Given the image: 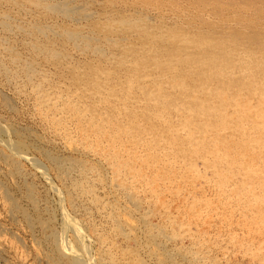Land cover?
Returning <instances> with one entry per match:
<instances>
[{"label": "rangeland", "instance_id": "1", "mask_svg": "<svg viewBox=\"0 0 264 264\" xmlns=\"http://www.w3.org/2000/svg\"><path fill=\"white\" fill-rule=\"evenodd\" d=\"M0 1V23L6 21L11 28L0 26L4 29L0 31V44L4 37L1 60L10 63L12 57L16 59L12 64L36 68L38 76L33 82L42 80L44 92L59 97L56 109L60 110L48 114L59 115L56 118L62 119L59 121L65 127L64 132L55 130L44 114H39L30 83L18 75L16 81L9 79L0 72V131L12 128L11 140L44 165L40 170L29 159L13 156L11 161L10 151L0 144V264H71L62 255L59 242L54 243L50 229L39 223L61 233L67 215L80 223L87 263L92 257L97 264L93 257L99 255L104 257L103 264H264V138L254 129L255 120L264 121V0ZM212 91L214 98L219 91L221 97L227 95L221 113L209 114L206 120L218 123L214 135L207 126L197 129L196 113L190 114L198 101L203 103L201 107L211 102ZM215 101L212 105H218ZM70 106L76 110L68 109ZM188 106V110L184 108ZM90 119H95L97 126L108 122L102 136L96 137L95 127H89ZM219 126L223 129L217 131ZM255 133L254 143L247 142ZM83 136L88 140L83 141ZM108 142L110 147L114 143L134 155L131 166L139 176L123 172L121 178L116 177L108 159ZM88 143H98L97 150H89L84 145ZM226 150L227 154L234 152L238 160L230 166L228 176L221 171L226 170V162L217 164L215 157ZM45 154L57 158L63 168L48 164ZM250 167L256 176L248 172ZM83 168H88V173ZM121 182L126 184L123 188ZM89 187L90 192H84ZM68 199L75 201L72 207ZM28 215L32 225L26 223ZM72 235L68 231L65 241L73 243Z\"/></svg>", "mask_w": 264, "mask_h": 264}, {"label": "bare ground", "instance_id": "2", "mask_svg": "<svg viewBox=\"0 0 264 264\" xmlns=\"http://www.w3.org/2000/svg\"><path fill=\"white\" fill-rule=\"evenodd\" d=\"M18 1V0H17ZM33 1V0H32ZM52 1V0H51ZM50 1V2H51ZM1 2V1H0ZM19 2V1H18ZM45 2V1H44ZM86 2V1H85ZM13 3V2H12ZM5 4V3H4ZM7 4V3H6ZM91 4V3H90ZM1 5V4H0ZM35 5H37V4H35ZM46 5V4H45ZM65 5V4H64ZM50 6V5H49ZM60 6V5H59ZM62 6V5H61ZM13 7V6H12ZM46 7V6H45ZM63 7V6H62ZM71 7V6H70ZM146 7V6H145ZM170 7V6H169ZM16 8V7H15ZM43 8V7H42ZM51 8H53V7H51ZM56 8V7H55ZM54 8V10H56ZM66 8V7H65ZM160 8V7H159ZM2 9V8H1ZM12 9V8H11ZM30 9V8H29ZM67 9V8H66ZM66 9H65V11H66ZM62 10V9H61ZM64 10V9H63ZM148 10V9H147ZM33 11V10H32ZM69 11H72V10H69ZM56 12V11H55ZM183 12V11H182ZM71 13V12H70ZM77 13V12H76ZM74 14V13H73ZM83 14V13H82ZM164 15V14H163ZM187 15V14H186ZM112 16V15H111ZM132 16V15H131ZM17 17V16H16ZM2 18H5V16H3ZM1 18V19H2ZM20 18V17H19ZM147 18H149V17H147ZM179 19V18H178ZM198 19V18H197ZM205 19V18H204ZM31 20V19H30ZM33 20V19H32ZM60 20V19H59ZM15 22V21H14ZM56 22V21H55ZM144 22V21H143ZM152 22V21H151ZM218 23V22H217ZM26 24V23H25ZM0 26H2L3 28H5V27H8L9 28V26H8V23L6 22V21H4L3 22V20H2V22L0 23ZM161 26V25H160ZM54 27V26H53ZM1 28V27H0ZM0 29V31L2 32V30H4V29ZM7 28V29H8ZM18 29V28H17ZM41 29V28H40ZM43 29V28H42ZM111 29V28H110ZM151 29H153V28H151ZM11 30V28H9V31ZM8 31V30H7ZM23 31V30H22ZM114 32V31H113ZM9 33V32H8ZM11 33H12V31H11ZM63 33V32H62ZM155 33V32H154ZM53 34V33H52ZM97 34V33H96ZM99 34V33H98ZM131 34V33H130ZM59 35H61V34H59ZM1 36H4V34L3 35H1ZM11 36V35H10ZM90 36V35H89ZM194 36V35H193ZM43 37V36H42ZM4 38V37H3ZM2 38V40H1V44H0V46L2 47L3 45H2V41H4V39ZM16 38V37H15ZM1 39V38H0ZM36 39V38H35ZM88 39V38H87ZM191 41V40H190ZM56 42V41H55ZM27 44V43H26ZM26 44H23V45H26ZM85 44V43H84ZM53 45V44H52ZM234 45V44H233ZM30 46V45H29ZM32 46V45H31ZM12 48V47H11ZM21 48V47H20ZM36 48V47H35ZM242 49V48H241ZM32 50V49H31ZM1 51V50H0ZM7 51H8V49H7ZM10 51V50H9ZM238 51H240V50H238ZM263 51V50H262ZM12 52V51H11ZM42 52V51H41ZM52 52V51H51ZM10 53V52H9ZM30 53V52H29ZM8 54V53H7ZM37 54V53H36ZM91 54V53H90ZM230 54V53H229ZM11 55V54H10ZM18 55V54H17ZM56 55H58V54H56ZM11 56H14V55H11ZM15 56H16V54H15ZM22 56V55H21ZM89 56V55H88ZM225 56V55H224ZM119 57V56H118ZM169 57V56H168ZM4 58V57H3ZM18 59V58H17ZM25 59V58H24ZM53 59V58H52ZM9 60V59H8ZM14 61H16V59H13L12 57H10V63H6V59H4V60H1V58H0V72H1V74H3V75H5L6 77H8L9 79H16L15 77L18 75L20 78H21V80H23V82H26V84L27 83H30L31 84V88L33 89V92H34V95H35V104L37 105V108L39 109V114L41 115V114H44V115H42V116H44L45 118H47L48 119V121H49V124L51 125V126H53L54 127V129L55 130H62V132H64V129H65V127L63 126V123H61L60 121L62 120H60V119H58V118H56V117H58V116H56L55 115V117L54 116H52V115H50V114H48L50 111H54L53 109H56V102L59 100L58 98H55V97H53V95H51L53 98H51V96H49L47 93H45L44 92V89H43V81L41 80H38L37 82L35 81V82H33L34 81V77L37 75V73H36V68H32L31 67V65L29 66L28 64L27 65H25V67L24 66H21L20 64H18V65H15L14 63L12 64V62H14ZM111 61V60H110ZM19 62V61H18ZM203 63V62H202ZM204 63H205V61H204ZM10 65H12V67H10ZM186 65V64H185ZM217 66V65H216ZM225 66V65H224ZM207 67V66H206ZM10 68H12V70L10 69ZM189 68V67H188ZM213 68V67H212ZM217 68H220V67H217ZM213 69H215V70H213V71H218L216 68H213ZM49 70V69H48ZM182 70V69H181ZM184 70V69H183ZM186 70H187V68H186ZM220 70L221 69H219V72H220ZM246 70V69H245ZM228 71V70H227ZM42 72V71H41ZM190 72V71H189ZM222 72V71H221ZM40 73V72H39ZM218 73V72H217ZM216 73V74H217ZM223 73V72H222ZM213 74V73H212ZM41 75V74H40ZM38 76V75H37ZM222 76V75H221ZM229 76V75H228ZM2 77V76H1ZM0 77V78H1ZM23 77V78H22ZM56 77V76H55ZM109 77V76H108ZM43 78H45V77H43ZM228 78V77H227ZM263 78V77H262ZM59 79V78H58ZM177 79V78H176ZM1 80V79H0ZM45 80H47V79H45ZM173 80V79H172ZM180 80V79H179ZM182 80V79H181ZM225 80V79H224ZM227 80V79H226ZM229 80V79H228ZM6 81V80H5ZM7 81H8V79H7ZM10 81V80H9ZM16 81V80H15ZM175 82H176V80H174ZM231 80H229V82H230ZM22 82V83H23ZM167 82V81H166ZM173 82V81H172ZM178 82V81H177ZM181 81H179V83H180ZM1 83V82H0ZM16 83V82H15ZM20 83V82H19ZM174 83V82H173ZM9 84V83H8ZM166 84V83H165ZM171 84V83H170ZM183 84V83H182ZM181 84V87L183 86ZM15 85V84H14ZM20 85V84H19ZM174 85V84H173ZM200 85V84H199ZM21 86V85H20ZM22 86H24L25 87V85H22ZM165 86V85H164ZM178 86V85H177ZM198 86V85H197ZM222 86V85H221ZM51 87V86H50ZM131 87V86H130ZM157 87V86H156ZM169 86L167 85V88H168ZM175 87V86H174ZM185 87V86H184ZM14 88V87H13ZM17 88V87H16ZM31 88H30V90H31ZM46 88V87H45ZM129 88V87H128ZM158 88V87H157ZM164 88V87H163ZM172 88V87H171ZM187 88V87H186ZM192 87H190L189 89L191 90V94L193 93V90L191 89ZM197 88H199V89H201L199 86L197 87ZM53 89V88H52ZM169 89H170V87H169ZM184 89V88H183ZM206 89V88H205ZM216 89V88H215ZM215 89H214V91H215ZM14 90H15V88H14ZM13 90V91H14ZM55 90V89H54ZM179 90H180V88H179ZM186 90V89H185ZM188 90V89H187ZM204 90V89H203ZM202 90V91H203ZM206 90H208V92H209V89H206ZM211 90H213L212 88H211ZM49 91H51V90H49ZM149 91H150V89H149ZM163 91V90H162ZM182 91H184V90H182ZM198 91V90H197ZM214 91H212L211 92V96H212V98H211V102L212 101H215L214 103H217L218 105H212L213 103H209L207 106H205V107H201V105L203 104H201V105H199V102L200 101H198V100H195V101H198L197 103L198 104H195V106H194V108L192 109V112H190V114H195L196 113V118H197V123H199V126H197V129H201L202 127H205V126H207L209 129H210V131L213 133V135H214V131L216 132V130H215V127H216V125L218 124V123H213L212 122V124L210 123V121L209 122H207L206 120H207V117L209 118V114L210 115H212V114H215V115H218L219 113H221V109H222V107L223 106H225L226 105V103H225V105H224V101H225V99H224V97H225V95H224V97H221L222 96V91H219L218 93H216V94H218V96L216 95V98H214V96H213V93H214ZM17 92V91H16ZM31 92V91H30ZM165 92V91H164ZM170 92V91H169ZM20 93V92H19ZM53 93V92H52ZM149 93V92H148ZM151 93H153V92H151ZM190 93V92H189ZM264 93V92H263ZM53 94H56V93H53ZM154 94V93H153ZM168 94V93H167ZM185 94H186V91H185ZM184 94V95H185ZM191 94H190V97H193V96H191ZM261 94V93H260ZM23 95V94H22ZM59 95V94H58ZM111 95V94H110ZM192 95H194V94H192ZM228 95H230V94H228ZM262 95V94H261ZM60 96V95H59ZM75 96V95H74ZM156 96H158V95H156ZM209 96H210V94H209ZM210 96V97H211ZM227 96V95H226ZM31 97V96H30ZM63 97V96H62ZM85 97V96H84ZM152 97V96H151ZM159 97V96H158ZM162 97H164V96H162ZM162 97H160V98H162ZM187 97H189V96H187ZM195 97H196V99H197V95H195ZM6 98V97H5ZM91 98V97H90ZM200 98V97H199ZM232 98V97H231ZM4 99V98H3ZM151 99V98H150ZM9 100V99H8ZM67 100V99H66ZM127 100V99H126ZM155 100V99H154ZM187 100V99H186ZM188 100H190L191 101V99L189 98ZM233 100H235V99H233ZM63 101V100H62ZM147 101V100H146ZM145 101V102H146ZM157 101V100H156ZM161 101V100H160ZM165 101V100H164ZM167 101V100H166ZM189 101V102H190ZM193 101V100H192ZM192 101H191V103H192ZM229 101H231V100H229ZM236 101V100H235ZM262 101V100H261ZM33 102V101H32ZM202 102H203V100H202ZM205 102V101H204ZM208 102V101H207ZM251 102V101H250ZM5 103V102H4ZM60 103H62V102H60ZM66 103V101L64 102V104ZM69 103V102H68ZM71 103H72V101H71ZM71 103H69L70 105H71ZM144 103V102H143ZM156 103V102H155ZM161 103V102H160ZM164 103V102H163ZM167 103H169V102H167ZM232 103H234V102H232ZM237 103V102H236ZM263 103V102H262ZM6 104V103H5ZM32 104V103H31ZM63 104V103H62ZM68 104V105H69ZM73 104V103H72ZM157 104V103H156ZM187 104V103H186ZM35 105V106H36ZM176 105V104H175ZM178 105V104H177ZM189 105H190V103H189ZM192 105H193V103H192ZM63 106V105H62ZM157 106V105H156ZM159 106H160V104H159ZM166 106V105H165ZM179 106V105H178ZM177 106V107H178ZM182 106H183V104H182ZM187 106V105H186ZM231 106H232V104H231ZM11 107V106H10ZM68 107V106H67ZM161 107H163V106H161ZM160 107V108H161ZM191 107V106H190ZM13 108H15V107H13ZM35 108V107H34ZM34 108H33V110H34ZM63 108H64V106H63ZM66 108V107H65ZM156 108H159V107H155L154 109H156ZM180 108V107H179ZM183 108V107H182ZM181 108V109H182ZM185 109H187L188 110V108H189V106L188 107H184ZM11 109V108H10ZM36 109V108H35ZM68 109H71V110H76L75 108H74V106L72 107V106H70V108H68ZM161 109H163V108H161ZM180 109V112L181 111H183V110H181ZM235 109V108H234ZM240 109H241V107H240ZM58 110H60V109H58ZM57 109H56V111H58ZM62 110V109H61ZM66 110V109H65ZM164 110V109H163ZM162 110V111H163ZM186 110V111H187ZM223 110H224V108H223ZM248 110V109H247ZM23 111V110H22ZM68 111V110H67ZM153 112H154V110H152ZM151 111V112H152ZM159 110L157 109V112H158ZM165 111V110H164ZM185 111V110H184ZM237 110H235V112H236ZM242 110H240V112H241ZM38 112V111H37ZM69 112V111H68ZM152 112V113H153ZM161 112V111H160ZM177 112H178V110H177ZM226 112V111H225ZM242 112H244V111H242ZM23 113V112H22ZM53 113H55V112H53ZM62 113V112H61ZM66 113V112H65ZM70 113V112H69ZM75 113V112H74ZM77 113V112H76ZM223 113H224V111H223ZM238 113V112H237ZM37 114V113H36ZM155 114V113H154ZM176 114V113H175ZM190 114H189V117H190ZM224 114H227V113H224ZM245 114V113H244ZM33 115V114H32ZM62 115V114H61ZM68 115V114H67ZM74 115V114H73ZM80 115V114H79ZM234 115V114H233ZM240 115V114H239ZM243 115V114H242ZM66 116V115H65ZM75 116V115H74ZM155 116V115H154ZM235 116V115H234ZM63 117V116H62ZM81 117V116H80ZM147 117H151L150 116V114H149V116H147ZM160 117V116H159ZM219 117V116H218ZM66 118V117H65ZM76 118H79V116L77 117V115H76V117H75V119ZM92 118V117H91ZM163 118V117H162ZM161 118V119H162ZM182 118V117H181ZM185 118V117H184ZM183 118V119H184ZM187 118H188V116H187ZM214 118V117H213ZM226 118V117H225ZM227 118H228V116H227ZM232 118V117H231ZM256 118V117H255ZM7 119V118H6ZM33 119H35V117L33 118ZM44 119V118H43ZM100 119V118H99ZM186 119V118H185ZM184 119V120H185ZM243 119V118H242ZM257 119V118H256ZM2 120V119H1ZM60 120V121H59ZM66 120H67V118H66ZM77 120V119H76ZM82 120V119H81ZM187 120V119H186ZM188 120H190V118L188 119ZM219 120V119H218ZM223 120V119H222ZM237 120V119H236ZM235 120V121H236ZM261 120V119H260ZM44 121V120H43ZM47 121V122H48ZM64 121V120H63ZM96 120L94 119V121L93 120H91L90 119V122L88 123L89 124V127H91V129H92V127H95L94 128V131L93 132H95L96 133V137H99V136H102V134L106 131L105 129H104V125L106 124V123H108V122H106V121H104L105 123H103V126H97V124H96V122H95ZM102 121V120H101ZM101 121H99V122H101ZM150 121V120H149ZM162 121V120H161ZM234 121V122H235ZM239 121V120H238ZM256 121V125L254 126V129H255V131L257 132V133H261V139L262 138H264L263 136H264V121H262V122H260V123H258L259 121H257V120H255ZM75 122V121H74ZM86 122H87V120H86ZM145 122H147V120L145 121ZM165 121H163L162 123H164ZM180 122V121H179ZM191 122H193V120L191 121ZM232 122V121H231ZM251 122V121H250ZM71 123V122H70ZM76 123L77 122H75V125H76ZM150 123H151V121H150ZM161 123V122H160ZM185 123V122H184ZM190 123V122H189ZM208 123V124H207ZM226 123V122H225ZM228 123V122H227ZM239 123V122H238ZM246 123V122H245ZM48 124V125H49ZM67 124V123H66ZM65 124V125H66ZM165 124V123H164ZM180 124V123H179ZM188 124V123H187ZM187 124H185V125H187ZM195 123H193V125H194ZM242 124H243V121H242ZM248 123H246V125H247ZM251 124V123H250ZM1 125H3V124H1ZM49 125V126H50ZM80 125H82V124H80ZM85 125H87V124H85ZM146 125H148V123L146 124ZM150 125V124H149ZM176 125V124H175ZM192 125V124H191ZM228 125V124H227ZM4 126H5V124H4ZM4 126H2V127H4ZM71 126V125H70ZM177 126V125H176ZM181 127L182 126H184V124L183 125H180ZM188 126V125H187ZM229 126V125H228ZM76 127H77V125H76ZM106 127H107V124H106ZM172 127V126H171ZM178 127V126H177ZM180 127V128H181ZM84 128L86 129V127L84 126ZM156 128V127H155ZM183 128H185V126L184 127H182V130H183ZM190 128H191V126H190ZM249 128V127H248ZM253 128V127H252ZM4 130L6 129V130H8L9 128H3ZM47 129H49V128H47ZM68 129V128H67ZM73 129V128H72ZM71 129V130H72ZM76 129V128H75ZM80 131H84V129H83V127H81L80 126ZM188 129V128H187ZM194 129V128H193ZM221 129H223V127L222 126H219L218 127V129H217V131L218 130H221ZM229 129V128H228ZM4 130H1L0 131V144L3 146V147H5L7 150H9L10 151V153H11V155L9 156L10 158H12V159H10L11 161H13V156H15V157H19V158H24V159H29L30 160V162L35 166V167H38V168H42V169H40V170H44V168L42 167V166H44L42 163H40V161L39 162H37L32 156V158H30V156L29 155H27V153L25 152V150H23V148L21 147V146H19V143H14V141L13 140H11L12 139V137H13V135H14V131H13V129L12 128H10L8 131H4ZM46 130V129H45ZM51 130V129H50ZM70 130V129H69ZM177 130H178V128H177ZM202 130V129H201ZM240 130V132H241V129H239ZM58 131V132H59ZM66 131V130H65ZM79 130L77 131V132H80ZM189 131V130H188ZM194 131V130H193ZM254 131V132H255ZM39 132V131H38ZM57 132V131H56ZM85 132V131H84ZM176 132V131H175ZM175 132H173L174 134H175ZM185 132V131H184ZM191 132V131H190ZM190 132H188V133H190ZM195 132V131H194ZM221 132V131H220ZM224 132V131H223ZM226 132V131H225ZM228 132V131H227ZM244 132V131H243ZM246 132V131H245ZM247 132H248V130H247ZM246 132V133H247ZM23 133V132H22ZM61 133V132H60ZM72 133V132H71ZM113 134H114V132H112ZM118 133V132H117ZM181 133V132H180ZM187 133V132H186ZM201 133H203V132H201ZM205 133V132H204ZM253 133V132H252ZM4 135L5 137H2L1 135ZM63 134V133H62ZM106 134V133H105ZM112 134V135H113ZM223 134V133H222ZM231 134V133H230ZM229 134V135H230ZM238 134V133H237ZM236 134V135H237ZM242 134V137H244V135H243V133H241ZM64 135V134H63ZM90 135V134H89ZM111 135V134H110ZM110 135L108 136V137H110ZM116 135V134H115ZM118 135V134H117ZM117 135H116V137H117ZM232 135V134H231ZM230 135V137H232ZM240 135V134H239ZM247 135H248V133H247ZM253 135V134H252ZM18 136V135H17ZM67 135H65V137H66ZM186 136V135H185ZM258 136V135H257ZM6 137H7V139H6ZM21 137V136H20ZM49 137V136H48ZM72 137V136H71ZM169 137V136H168ZM176 137V136H175ZM184 137V136H183ZM189 137H191V134H190V136ZM229 137V138H230ZM245 137H248V136H245ZM244 137V138H245ZM58 138V137H57ZM83 138V141L85 140H88L85 136H83L82 137ZM88 138H90V137H88ZM115 138V137H114ZM119 138V137H118ZM167 138V137H166ZM185 138V137H184ZM193 138V137H192ZM235 138V137H234ZM239 138V137H238ZM256 133L254 134V137H252L251 136V139H248L247 140V142L250 140L251 141V143L253 142L254 143V141L256 140ZM20 139V138H19ZM73 139V138H72ZM106 139V138H105ZM108 139H110V138H108ZM107 139V140H108ZM233 139V138H232ZM65 140V139H64ZM67 140V139H66ZM107 140H106V142H107ZM116 141H117V139H115ZM192 140V139H191ZM194 140H196V139H194ZM233 140H235V139H233ZM236 140H237V138H236ZM18 141H20V140H18ZM56 141H57V139H56ZM60 141V140H59ZM92 141V140H91ZM120 140H118V142H119ZM238 141V140H237ZM246 141V140H245ZM17 142V141H16ZM41 142V141H40ZM93 142V141H92ZM95 142V141H94ZM100 142V141H99ZM115 142V141H114ZM123 142V141H122ZM186 143H187V141H185ZM218 142V141H217ZM233 142V141H232ZM241 142V141H240ZM258 142V141H257ZM42 143H43V141H42ZM191 143H192V141H191ZM211 143H212V141H211ZM24 144V143H23ZM66 144V143H65ZM104 144V143H103ZM102 144V145H103ZM106 144V143H105ZM108 145H109V142L107 143ZM106 144V145H107ZM114 144V143H113ZM111 145V147H110V145H109V149L111 150V151H108V155H110V157L108 158V159H111V163L113 164V171H114V173H115V175H116V177H118V178H121V173H123V172H129V173H131L132 175H135V173L136 172H138V171H136V168H135V170H133V168H132V166H131V162L133 161V156L134 155H132V154H130V152L126 149V147H124V148H121L120 149V147H118L117 145L115 146V145ZM118 144V143H117ZM122 144V143H121ZM82 145V144H81ZM86 147H89V150L90 149H94V150H97V147L96 146H98V143H96V146L94 145V146H92L91 144H84ZM187 145V144H186ZM192 145V144H191ZM198 145V144H197ZM256 145V144H255ZM77 146V145H76ZM80 146V145H79ZM123 146V145H122ZM121 146V147H122ZM133 147H134V145H132ZM198 146H200V145H198ZM197 146V147H198ZM211 146V145H210ZM212 146H215V145H212ZM261 146V145H260ZM264 145H262V147H263ZM105 147V146H104ZM132 147V148H133ZM136 147V146H135ZM188 148H189V146H187ZM193 147H194V145H193ZM196 147V146H195ZM196 147V148H197ZM228 147V146H227ZM247 147H248V144H247ZM250 147V146H249ZM248 147V148H249ZM258 147V145L256 146V148ZM107 148V147H106ZM195 148V149H196ZM200 148V147H199ZM209 148V147H208ZM222 148V147H221ZM220 148V149H221ZM232 148H233V145H232ZM236 148V147H235ZM255 148V149H256ZM25 149H26V147H25ZM49 149V148H48ZM83 149V148H82ZM99 149H100V146H99ZM105 149V148H104ZM139 149V148H138ZM190 149H192V147H190ZM229 149V148H228ZM234 149V148H233ZM239 149V148H238ZM244 149V148H243ZM252 149V148H251ZM260 149H261V147H260ZM51 150V149H50ZM62 150V149H61ZM87 150V149H86ZM180 150V149H179ZM198 150V149H197ZM196 150V152H198ZM205 150V149H204ZM232 150V149H231ZM250 150V149H249ZM3 151V150H2ZM6 151V150H5ZM8 151V152H9ZM101 151V150H100ZM140 151V150H139ZM211 151V150H210ZM227 151L228 150H226L225 152H224V154H218V155H215V157L216 158H218V162H216L217 164L218 163H222V162H226V170L225 169H220L221 171H224V176L226 175V176H228V173H230L231 171L229 170V168H231L230 166H232L233 164H234V162L235 163H238V160H237V158H235L234 157V155H232V154H234V152L232 153V154H227ZM251 151V150H250ZM261 151H263V150H261ZM42 152V151H41ZM73 152V151H72ZM75 152V151H74ZM78 152V151H77ZM128 152H129V155H128ZM138 152V151H137ZM185 152H186V150H185ZM191 152V151H190ZM195 152V151H194ZM194 152H192V153H194ZM209 152V151H208ZM220 152V151H219ZM252 152V151H251ZM253 152H254V150H253ZM135 153V152H134ZM133 153V154H134ZM183 153V152H182ZM198 153H200V152H198ZM84 154V153H83ZM107 154V153H106ZM124 154H126V155H124ZM141 154V153H140ZM150 154V153H149ZM195 154V153H194ZM239 154V153H238ZM253 155H255L254 153H252ZM257 154V153H256ZM1 155V154H0ZM7 155V154H6ZM6 155H5V157H6ZM46 155V154H45ZM98 155V154H97ZM128 155V156H127ZM137 155V154H136ZM203 155V154H202ZM249 155H251L250 153H249ZM47 157H46V159H47V162H48V164L50 163V164H53V165H58V166H56V167H59V169H60V167H62V165L61 164H59V161H58V159L57 158H55V157H51V156H48V155H46ZM67 156V155H66ZM125 156V157H124ZM151 156V155H150ZM200 156V155H199ZM204 156V155H203ZM208 155H206V158H208L207 157ZM211 156V155H210ZM240 156V158H241V155H239ZM244 156V155H243ZM5 157H3V158H5ZM8 157V158H9ZM44 157V156H43ZM96 157V156H95ZM99 157V156H98ZM105 157V156H104ZM137 157V156H136ZM149 157V156H148ZM152 157V156H151ZM237 157V156H236ZM251 157H252V155H251ZM255 157V156H254ZM258 157V156H257ZM37 158V157H36ZM45 158V157H44ZM92 158V157H91ZM139 158H141L140 157V155H139ZM138 158V159H139ZM203 157H201V159H202ZM205 158V157H204ZM99 159V158H98ZM107 159V160H108ZM143 159V158H142ZM158 159V158H157ZM212 159V158H211ZM239 159V158H238ZM242 159V158H241ZM248 159V158H247ZM258 160H259V158H257ZM257 159H256V161H257ZM77 160V159H76ZM141 160V159H140ZM148 160V159H147ZM229 160H231L232 162H231V164H230V162H229ZM240 160V159H239ZM244 160V159H243ZM251 160V159H250ZM260 160H262V159H260ZM95 161V160H94ZM110 161V160H109ZM108 161V162H109ZM146 161V160H145ZM150 161H152V158H151V160ZM208 161V160H207ZM254 161V160H253ZM264 161V160H263ZM44 162V161H43ZM144 162V161H143ZM154 162V161H153ZM192 162V161H191ZM205 162V161H204ZM203 162V163H204ZM245 162V161H244ZM247 162V161H246ZM249 162V161H248ZM66 163V162H65ZM68 163V162H67ZM77 163V162H76ZM86 163V162H85ZM147 163V162H146ZM251 163V162H250ZM253 163V162H252ZM251 163V164H252ZM255 163V162H254ZM264 163V162H263ZM262 163V164H263ZM13 164V163H12ZM73 165H74V163H72ZM77 164H79V163H77ZM76 164V165H77ZM110 164V163H109ZM205 164H206V162H205ZM249 164V163H248ZM52 165V166H53ZM70 165V164H69ZM67 166V168L68 167H70V166ZM72 165V166H73ZM89 165H91L90 163H89ZM133 165V164H132ZM148 165V164H147ZM254 165H257V163L256 164H254ZM13 166L15 167V164H13ZM34 166H32V167H34ZM51 166V167H52ZM111 166V165H110ZM150 166V165H149ZM212 166V165H211ZM210 166V167H211ZM242 166V165H241ZM244 166H245V164H244ZM243 166V167H244ZM258 166H259V163H258ZM258 166H256V167H258ZM262 166V165H261ZM260 166V167H261ZM81 167V166H80ZM90 167H92V166H90ZM134 167V166H133ZM245 167H247V165L245 166ZM255 167V166H254ZM260 167H259V169H260ZM38 168H36V169H38ZM47 168V167H46ZM63 168V167H62ZM61 168V169H62ZM66 168V167H65ZM67 168L65 169V171L67 170ZM71 168V167H70ZM73 168H74V166H73ZM72 168V169H73ZM108 168H109V166H108ZM212 168V167H211ZM50 169H52V168H50ZM53 169H54V166H53ZM56 169V168H55ZM59 169H58V171H59ZM72 169H69V170H71L72 171ZM84 169V168H83ZM240 169V168H239ZM257 169V168H256ZM39 170V169H38ZM77 170V169H76ZM82 170V169H81ZM214 170V169H213ZM247 170V169H246ZM61 171H63V170H61ZM85 171L88 173V168L87 169H84V173H85ZM136 171V172H135ZM1 172V171H0ZM64 172V171H63ZM69 172V171H68ZM78 172V171H77ZM76 172V173H77ZM82 172H83V170H82ZM91 172V171H90ZM248 172H251V173H253L251 176H256L257 174H256V172H255V170L253 169V168H251L250 167V171H248ZM24 173V172H23ZM46 173H48V172H46ZM46 173H43L42 175H45ZM75 173V174H76ZM80 173V172H79ZM95 173H96V171H95ZM140 173V172H139ZM142 173V172H141ZM245 173V172H244ZM258 173H259V171H258ZM41 174V173H40ZM55 174V173H54ZM66 174H67V171H66ZM70 174V173H69ZM68 174V175H69ZM136 174H138V173H136ZM221 174H222V172H221ZM264 174V173H263ZM56 175V174H55ZM59 175V174H58ZM76 175H78V174H76ZM80 175V174H79ZM88 175V174H87ZM142 175V174H141ZM25 176V175H24ZM90 176V175H89ZM103 176V175H102ZM127 177L129 176V175H126ZM136 176V175H135ZM138 176H139V174H138ZM143 176V175H142ZM215 176H216V174H215ZM230 176V175H229ZM260 175H258V178H260L259 177ZM82 177V176H81ZM84 177V176H83ZM123 177H124V175H123ZM134 177V176H133ZM250 177V176H249ZM264 177V176H263ZM23 178V177H22ZM44 178V177H43ZM69 178V177H68ZM72 178V177H71ZM77 178V177H76ZM90 178V177H89ZM92 178V177H91ZM94 178V177H93ZM112 178V177H111ZM140 178V177H139ZM143 178H144V176H143ZM143 178H140V179H143ZM47 179V178H46ZM67 179V178H66ZM81 179H83V178H81ZM81 179H79V180H81ZM127 179V178H126ZM129 180H130V178H128ZM136 179V178H135ZM223 179V178H222ZM62 180V179H61ZM72 180V179H71ZM74 180V179H73ZM73 180H72V182H73ZM90 180V179H89ZM120 180H123V178L122 179H120ZM131 180H133V179H131ZM260 180H261V178H260ZM263 180V179H262ZM66 181V180H65ZM64 181V182H65ZM77 181V180H76ZM93 181V180H92ZM91 181V182H92ZM221 181V180H220ZM63 182V181H62ZM68 182H70V181H68ZM81 182V181H80ZM105 182V181H104ZM125 182V181H124ZM124 182H121V183H119L120 184V186L123 188V186L124 185H126V184H124L123 185V183ZM134 182V181H133ZM132 182V183H133ZM262 182V181H261ZM264 182V181H263ZM78 183H79V181H78ZM130 182H128V184H129ZM257 183V182H256ZM112 184V183H111ZM114 184V183H113ZM112 184V185H113ZM131 184V183H130ZM129 184V185H130ZM258 184V183H257ZM264 184V183H263ZM4 185V184H3ZM63 184H61V186H62ZM68 185H70V183L68 184ZM81 185H83V184H81ZM99 185V184H98ZM132 185H134V184H132ZM256 185V184H255ZM24 186V185H23ZM52 186H53V184H52ZM134 186H136V185H134ZM252 186H254V185H252ZM251 186V187H252ZM259 185H257V187H258ZM67 187V186H66ZM78 186H77V183L76 184H74L73 186H72V188H74V190L77 188ZM126 187V186H125ZM249 187V186H248ZM247 187V188H248ZM54 188V187H53ZM113 188V187H112ZM132 188V187H131ZM254 188L256 189V186H254ZM26 189V188H25ZM64 189H66L65 187H64ZM63 189V190H64ZM117 189V188H116ZM121 189V188H120ZM246 189V188H245ZM261 189V188H260ZM89 190H91V188L89 187V188H87V189H85L84 190V192H87V193H89L90 191ZM128 190V189H127ZM130 190V189H129ZM128 190V191H129ZM133 190V189H132ZM250 190H252L251 188H250ZM262 190V189H261ZM4 191H5V189H4ZM31 191V190H30ZM69 191H71V190H69ZM116 191V190H115ZM134 191V190H133ZM249 191V190H248ZM260 191V190H259ZM122 192H124V193H127L126 191H123L122 190ZM130 192V191H129ZM136 192L138 193V191L136 190ZM263 192V191H262ZM24 193V192H23ZM60 193V192H59ZM75 193V192H74ZM79 193V192H78ZM83 193V192H82ZM82 193H80V194H82ZM131 193H133V192H131ZM68 194V193H67ZM70 194V193H69ZM72 194V193H71ZM30 195V194H29ZM35 195V194H34ZM34 195H32V196H34ZM88 195V194H87ZM120 195V194H119ZM13 196V195H12ZM36 196V195H35ZM71 196V195H70ZM124 196H125V194H124ZM133 196V195H132ZM73 197H74V195H73ZM89 197V196H88ZM134 197V196H133ZM133 197H132V200H133ZM161 197V196H160ZM33 198V197H32ZM75 198V197H74ZM73 198V199H74ZM77 198H78V196H77ZM122 198V197H121ZM35 199V198H34ZM97 199V198H96ZM125 199H126V197H125ZM135 199V198H134ZM179 199V198H178ZM263 199H264V197H263ZM36 200V199H35ZM63 200V199H62ZM72 200V199H71ZM128 200H130L129 198H128ZM162 200V199H161ZM255 200V199H254ZM258 200V199H257ZM69 204H70V206L72 207L73 205H72V202H75V201H70L69 199L68 200H66ZM86 201V200H85ZM97 201V200H96ZM125 201V200H124ZM135 200H133V202H134ZM136 201H138V200H136ZM180 201V200H179ZM33 202V201H32ZM81 202V201H80ZM100 202V201H99ZM131 202V201H130ZM262 202V201H261ZM135 203V202H134ZM137 203H139V202H137ZM260 203V202H259ZM82 204V203H81ZM94 204V203H93ZM133 204V203H132ZM136 204V203H135ZM175 204V203H174ZM256 204H257V202H256ZM13 205V204H12ZM16 205V204H15ZM18 205V204H17ZM85 205V204H84ZM83 205V206H84ZM88 205H90V204H88ZM104 205V204H103ZM107 205V204H106ZM127 205H129V204H127ZM142 205H144V204H142ZM141 205V206H142ZM157 205V204H156ZM255 205V204H254ZM14 206V205H13ZM66 206V205H65ZM75 206V205H74ZM77 206V205H76ZM101 206V205H100ZM105 206V205H104ZM104 206H103V208H104ZM20 207H22V206H20ZM86 207H87V205H86ZM85 207V208H86ZM107 207V206H106ZM110 207V206H109ZM130 207V206H129ZM145 207V206H144ZM97 208V207H96ZM111 208V207H110ZM120 208V207H119ZM136 208V207H135ZM64 209V208H63ZM70 209H72V211H73V208H70ZM69 209V210H70ZM87 210H88V208H86ZM132 209H134V208H132ZM139 209V208H138ZM260 209V208H259ZM35 210H37V209H35ZM65 210V209H64ZM98 210V209H97ZM99 210H101V209H99ZM128 210V209H127ZM130 210V209H129ZM136 210V209H135ZM153 210V209H152ZM17 211V210H16ZM76 211V210H75ZM102 211V210H101ZM107 211V210H106ZM114 211V210H113ZM116 211V210H115ZM149 211V210H148ZM155 211V210H154ZM21 212V211H20ZM34 212V211H33ZM63 212V211H62ZM70 212H71V210H70ZM77 212V211H76ZM83 212H84V210H83ZM108 212V211H107ZM125 212V211H124ZM144 212H146V210L144 211ZM22 213V212H21ZM73 213V212H72ZM75 213V212H74ZM128 213V212H127ZM137 213H139V211L137 212ZM147 213V212H146ZM146 213H144V214H146ZM152 213V212H151ZM66 214V213H65ZM78 214H79V212H78ZM82 214V213H81ZM83 214H85V213H83ZM98 214H99V212H98ZM122 214V213H121ZM134 214V213H133ZM37 215V214H36ZM97 215V214H96ZM102 215V214H101ZM105 215V214H104ZM107 215V214H106ZM143 215V214H142ZM151 215V214H150ZM23 216V215H22ZM37 216H39V215H37ZM70 216V215H69ZM68 215L66 216L67 217V221L66 220H64L63 221V228H60V229H62V231H61V233L60 232H56L53 228H51L47 223H43V222H39L40 223V225H42V227H44L45 226V228L46 229H50L49 231H50V234L54 237V243H56V244H58V242H59V245H60V250H61V252H62V255H65V257H68L71 261H72V263L71 264H95L94 263V261H92V257H90V259H89V263H87L86 261L87 260H85V257H86V253H85V251H84V249L86 248H84V247H82V244H84V243H82L81 244V238L83 237V233H82V230H81V227L79 226V224H77L76 222H72V220H71V217H69ZM82 216V215H81ZM144 216V215H143ZM180 216V215H179ZM40 217V216H39ZM50 217V216H49ZM48 217V218H49ZM74 217V216H73ZM72 217V218H73ZM84 217V216H83ZM107 217V216H106ZM110 217V216H109ZM26 218V223H29V224H31L32 222H31V218H30V216L28 215V216H26L25 217ZM65 218V217H64ZM63 218V219H64ZM85 218V217H84ZM62 219V220H63ZM88 219V218H87ZM103 219H105V218H103ZM226 219V218H225ZM74 220V219H73ZM81 220V219H80ZM83 220V219H82ZM86 220V219H85ZM85 220H84V222H85ZM90 220V219H89ZM117 220V219H116ZM48 221V220H47ZM75 221V220H74ZM101 221V220H100ZM128 221V220H127ZM142 221V220H141ZM87 222V221H86ZM86 222H85V224H86ZM95 222V221H94ZM119 222V221H118ZM144 222V221H143ZM61 223H62V221H61ZM106 223H110L109 221L108 222H106ZM45 224V225H44ZM89 224V223H88ZM91 224V223H90ZM133 224V223H132ZM32 225V224H31ZM35 225V224H34ZM61 225V224H60ZM107 225V224H106ZM93 226V225H92ZM111 226V225H110ZM116 226V225H115ZM87 227V226H86ZM93 228V227H92ZM97 228V227H96ZM120 228V227H119ZM264 228V227H263ZM89 229V228H88ZM91 230V229H90ZM89 230V231H90ZM118 230V229H117ZM135 230V229H134ZM133 230V231H134ZM69 231V232H71V235H72V241H73V243H69V242H66L65 241V236L67 235V232ZM87 231V230H86ZM116 231V230H115ZM156 231V230H155ZM66 232V233H65ZM93 232V231H92ZM95 232H96V230H95ZM119 232V231H118ZM136 232V231H135ZM90 233V232H89ZM230 233V232H229ZM66 234V235H65ZM118 234V233H117ZM116 234V235H117ZM136 234V233H135ZM155 234V233H154ZM88 236V235H87ZM86 236V237H87ZM90 236V235H89ZM100 236H101V234H100ZM165 236V235H164ZM202 236V235H201ZM97 237V236H96ZM123 237V236H122ZM155 237V236H154ZM32 238V237H31ZM51 238V237H50ZM99 238H101V237H99ZM104 238V237H103ZM116 238V237H115ZM86 239V238H85ZM166 239H169V238H166ZM90 240V239H89ZM94 240V239H93ZM99 240V239H98ZM36 241V240H35ZM69 241V240H68ZM85 242H87V241H85ZM124 242V241H123ZM53 243V242H52ZM69 243V244H68ZM98 243V242H97ZM97 243H96V245H97ZM141 243V242H140ZM102 244V243H101ZM158 244H159V242H158ZM162 244V243H161ZM211 244V243H210ZM35 245V244H34ZM55 245V244H54ZM100 245V244H99ZM157 245V244H156ZM208 245V244H207ZM244 245V244H243ZM86 246V245H85ZM105 246H106V244H105ZM178 246V245H177ZM90 247V246H89ZM99 247V246H98ZM102 247V246H101ZM107 247V246H106ZM57 248H59L58 246H57ZM100 248V247H99ZM105 248V247H104ZM95 249V248H94ZM93 249V250H94ZM178 249V248H177ZM181 249V248H180ZM86 250V249H85ZM96 250V249H95ZM100 250V249H99ZM224 251H225V249H224ZM229 251V250H228ZM253 251V250H252ZM59 252V251H58ZM86 252H91V251H86ZM153 252V251H152ZM95 253V252H94ZM98 254L100 253V251L99 252H97ZM104 252H102V254H103ZM106 253V252H105ZM155 253V252H154ZM204 253V252H203ZM96 254V253H95ZM157 254V253H156ZM60 255V254H59ZM90 255V254H89ZM94 254H92V256H93ZM91 256V255H90ZM94 256H96V257H93V259H96L95 261H97L96 263L97 264H101L102 262V259L104 258H102L101 256L99 257V255H94ZM104 256V255H103ZM139 256V255H138ZM150 256V255H149ZM188 256V255H187ZM203 256H204V254H203ZM89 257V256H88ZM151 257V256H150ZM199 257V256H198ZM161 259V258H160ZM169 259V258H168ZM204 259V258H203ZM60 260V259H59ZM58 260V261H59ZM99 261V262H98ZM141 261V260H140ZM158 262H159V259L157 260ZM161 261V260H160ZM193 261V260H192ZM68 262V261H67ZM135 262H137V261H135ZM145 262V261H144ZM53 263V262H52ZM162 263V262H161ZM176 263V262H175ZM188 263V262H187ZM69 264V263H68ZM103 264V263H102ZM191 264V263H190Z\"/></svg>", "mask_w": 264, "mask_h": 264}]
</instances>
